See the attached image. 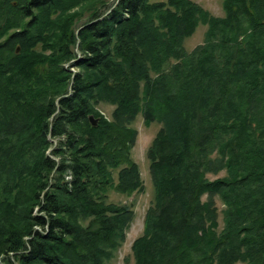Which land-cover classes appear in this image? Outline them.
I'll use <instances>...</instances> for the list:
<instances>
[{"label":"trees","instance_id":"16d2710c","mask_svg":"<svg viewBox=\"0 0 264 264\" xmlns=\"http://www.w3.org/2000/svg\"><path fill=\"white\" fill-rule=\"evenodd\" d=\"M222 5L0 0V264L114 259L134 211L109 194L144 190L139 115L162 127L134 264H264V0Z\"/></svg>","mask_w":264,"mask_h":264},{"label":"rangeland","instance_id":"374dc122","mask_svg":"<svg viewBox=\"0 0 264 264\" xmlns=\"http://www.w3.org/2000/svg\"><path fill=\"white\" fill-rule=\"evenodd\" d=\"M152 1L164 2L166 0H152ZM192 1L199 4L209 13H211V15H213L214 17L222 18L225 16L222 0H192ZM83 22L84 20L79 25L83 24ZM206 30H207L206 26L200 25L196 30L195 34L191 38L185 41L184 47L188 53H191L198 46L204 44ZM19 51L20 49L17 50V53ZM71 70L75 71L74 69ZM97 109L99 110V112H101L104 115V117L107 120H111L112 114L115 110V106L107 103H101L99 104ZM161 127L162 126L159 123H153L147 126L141 115L138 116V118L133 124V128L137 131V138L134 147L132 149V157L140 168L142 180L144 182V190L140 193H134L130 196H126L117 193L115 191H112L109 194L110 203H115L118 205H126L130 207L134 211V218L127 231L125 242L123 243L122 247L116 252L114 259L108 264H128V262L130 264H134V259L132 254V244L135 241V239H137L143 233L145 215L148 208L152 205L154 198V189L149 171L150 162L147 157V152L152 144V141L154 140L156 134L159 132ZM51 142L56 144V142L52 139ZM223 176H225V172L220 173L218 176H209V178L211 180H215ZM216 206L220 211L219 222H220V229H222L223 228L222 210L224 207L218 198H216Z\"/></svg>","mask_w":264,"mask_h":264},{"label":"water","instance_id":"95a60500","mask_svg":"<svg viewBox=\"0 0 264 264\" xmlns=\"http://www.w3.org/2000/svg\"><path fill=\"white\" fill-rule=\"evenodd\" d=\"M90 122L93 126H97L98 125V120H96L93 116L90 117Z\"/></svg>","mask_w":264,"mask_h":264}]
</instances>
